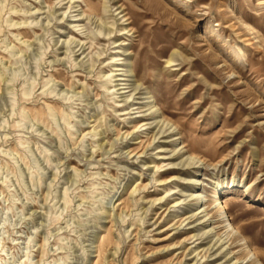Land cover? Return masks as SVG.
<instances>
[{
  "label": "rangeland",
  "instance_id": "1",
  "mask_svg": "<svg viewBox=\"0 0 264 264\" xmlns=\"http://www.w3.org/2000/svg\"><path fill=\"white\" fill-rule=\"evenodd\" d=\"M239 259L264 264V0H0V264Z\"/></svg>",
  "mask_w": 264,
  "mask_h": 264
},
{
  "label": "bare ground",
  "instance_id": "2",
  "mask_svg": "<svg viewBox=\"0 0 264 264\" xmlns=\"http://www.w3.org/2000/svg\"><path fill=\"white\" fill-rule=\"evenodd\" d=\"M119 8H123V10L121 11V13H123L126 10L124 4H121ZM127 15L128 14H125L123 17L125 18V17H127ZM173 61H174L173 57H170L167 62H168V64H172ZM148 103H152V101H148ZM152 109H153V106H150V110H152ZM147 116L148 115H144V117H147ZM167 124L169 125V123H167ZM170 128H172V125L169 128H166V130H169ZM186 146L187 145H184V143H183V145L181 147H178V148L176 147V149H174V151H173V154L174 155H173L172 158H181V157L185 156V154H189V156H187L186 161L184 163L181 162L179 166H174V167H170L169 168L175 174L172 177H170L168 180H166V182H169V180H177L178 179V177L176 176L177 173L189 174V173L192 172V170L198 169L200 167L199 164L202 162L201 158L198 157V155H195L192 152V149H186L187 148ZM158 168H160V167L158 166ZM184 184L188 185L193 190V189L197 188V185H200L201 183L198 180H191V181H187V183L184 182ZM190 196L193 198V200L198 201V203H202V201L207 200L205 197H202L201 194L196 195V197L193 194L190 195ZM218 204H219V207H220L219 209L220 210H218L217 212H218V215H220L219 216L220 217V221L221 222H225L223 220L224 218H223L222 215L226 216L227 219H228V221H229V223L227 225L225 224L223 226V228L225 229V233H227L228 236L238 235V239L243 240L242 231L236 225H234L231 222V218H230V216H229V214L227 212L226 204L224 203V201H223V199H222V197L220 195L219 196L217 195L216 198H215V201H214V204H213L215 209H217V207H218L217 205ZM206 209L207 208L203 209L202 207H200L196 211L195 215H201V214H203ZM208 215H209V213H206L205 215H203L201 217L202 220L200 221V224H202V225H208L207 224L208 221H209V219L207 218ZM211 230L212 229L207 230L206 233H209ZM221 239H222V236H219V238L216 240L215 245H217V244L220 243L221 244L220 247H223V250H225V245L226 244L223 243V241H221ZM245 244H249V242H245ZM237 260L233 264H244V262H245V261H240V259H239V261H237ZM249 262L250 261H248L246 264H248Z\"/></svg>",
  "mask_w": 264,
  "mask_h": 264
}]
</instances>
